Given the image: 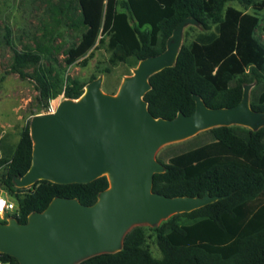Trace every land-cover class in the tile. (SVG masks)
Returning <instances> with one entry per match:
<instances>
[{
  "label": "trees",
  "instance_id": "obj_1",
  "mask_svg": "<svg viewBox=\"0 0 264 264\" xmlns=\"http://www.w3.org/2000/svg\"><path fill=\"white\" fill-rule=\"evenodd\" d=\"M236 3L238 7L232 5ZM247 8L253 12L247 11ZM264 0H56L49 4L51 19H63L85 30L65 49L64 62L84 66L93 51L107 53V72L125 65L129 74L138 60L164 50L166 39L183 18L195 20L202 32L184 40L174 64L148 77L143 100L153 117L172 118L194 109L191 95L207 107H229L251 84L249 106L264 111V44L255 36ZM44 29L33 46L12 47L5 72L28 78L35 105L46 109L58 94L76 99L87 82L62 76L54 65L53 36ZM9 28L3 37L7 43ZM46 61V62H44ZM31 68L25 72L24 69ZM95 76L91 75L90 80ZM89 80V81H90ZM88 81V82H89ZM29 123L22 126L12 149L0 147V190L16 203L18 222L41 211L53 197L75 198L92 204L108 186L105 175L88 183L59 184L45 179L17 187L30 164ZM156 159L164 170L152 175L151 189L165 196L219 198L188 212L170 215L158 225H136L123 236L120 250L101 253L77 264H264V125L251 130L240 125L215 126L161 148ZM4 222V221H3ZM150 231L160 253L154 257L146 244ZM8 264L14 257L2 254Z\"/></svg>",
  "mask_w": 264,
  "mask_h": 264
},
{
  "label": "water",
  "instance_id": "obj_2",
  "mask_svg": "<svg viewBox=\"0 0 264 264\" xmlns=\"http://www.w3.org/2000/svg\"><path fill=\"white\" fill-rule=\"evenodd\" d=\"M193 18L172 29L163 51L138 60L120 81L115 93L100 89L101 77L85 84L76 99L65 98L48 111L33 114L30 164L13 178L17 187L36 180L88 183L105 175L108 186L89 205L75 198L53 197L25 222L15 217L0 222V252L17 264H77L80 260L120 250L124 234L133 226L155 225L179 212H188L219 198L165 196L151 189L152 175L163 172L155 152L200 131L240 125L256 130L264 125V111L249 106L250 84L242 87L233 106L207 107L192 94L194 109L172 118L153 117L143 100L148 77L174 64L181 32Z\"/></svg>",
  "mask_w": 264,
  "mask_h": 264
},
{
  "label": "rangeland",
  "instance_id": "obj_3",
  "mask_svg": "<svg viewBox=\"0 0 264 264\" xmlns=\"http://www.w3.org/2000/svg\"><path fill=\"white\" fill-rule=\"evenodd\" d=\"M55 2L56 0H0V147L12 149L18 140L20 129L24 124L30 122L33 114L51 110L59 101L66 98L60 93L49 101L46 109L36 107L34 100L36 91L30 80L22 79L16 73L5 72L11 60L12 47L21 49L24 45L33 46V38L39 37L44 29L49 28L53 30V36L49 42L47 41V44L52 47V57L55 58L53 63L57 70L61 71L63 77H74L84 82H88L91 75H94L95 78L101 77L100 89L105 93H115L120 81L125 76L123 74L125 65H118L107 72L101 71L107 66L108 55L103 48L95 49L93 56L84 66L76 61L85 56L90 49L73 63L65 64V49L76 43L85 29L81 26H72L67 19H63L59 23L54 22L50 17L49 4ZM232 5L239 8L236 3H232ZM247 11L253 12L250 8H247ZM258 17L259 26H261L264 24V9L258 12ZM6 26L9 28L7 43L3 37ZM201 32L202 29L196 23L186 24L181 32L180 44ZM254 34L264 44V37L259 27L256 28ZM129 70L131 73L132 68ZM24 71L29 72L31 68H26ZM166 145L168 144L159 147L155 156ZM0 194L5 195V198L8 199L5 192L0 190ZM139 225L146 228L151 227L146 223ZM146 233L148 235L146 244L150 253L154 257H159L160 253L150 231L146 230Z\"/></svg>",
  "mask_w": 264,
  "mask_h": 264
},
{
  "label": "clouds",
  "instance_id": "obj_4",
  "mask_svg": "<svg viewBox=\"0 0 264 264\" xmlns=\"http://www.w3.org/2000/svg\"><path fill=\"white\" fill-rule=\"evenodd\" d=\"M15 208L16 203L14 201L10 203L7 199H5V195L0 194V219L4 218L5 209L12 211Z\"/></svg>",
  "mask_w": 264,
  "mask_h": 264
},
{
  "label": "built area",
  "instance_id": "obj_5",
  "mask_svg": "<svg viewBox=\"0 0 264 264\" xmlns=\"http://www.w3.org/2000/svg\"><path fill=\"white\" fill-rule=\"evenodd\" d=\"M5 199H7V198H5ZM10 203L11 202H13L12 200H9V199H7ZM17 214V208H15L14 210H12V211H8L7 209H5V212H4V218L3 219H0V220H2V221H0V222H6L9 218H11V217H15V215ZM2 252H0V264H8V262L7 261H5V260H3V258H2Z\"/></svg>",
  "mask_w": 264,
  "mask_h": 264
}]
</instances>
